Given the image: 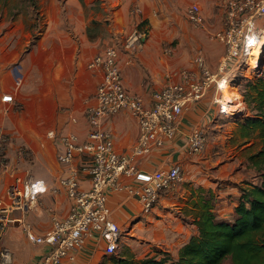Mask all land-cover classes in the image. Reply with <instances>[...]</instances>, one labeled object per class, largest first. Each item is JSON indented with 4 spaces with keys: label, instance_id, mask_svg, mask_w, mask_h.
I'll use <instances>...</instances> for the list:
<instances>
[{
    "label": "crops",
    "instance_id": "crops-1",
    "mask_svg": "<svg viewBox=\"0 0 264 264\" xmlns=\"http://www.w3.org/2000/svg\"><path fill=\"white\" fill-rule=\"evenodd\" d=\"M224 1H52L45 9L47 14L43 33L36 37L34 44L29 46L32 37L30 29L20 31L17 42L11 45L6 44L7 33L0 37V136L3 133L5 136L11 134L12 130L13 133L17 131L13 126V119L26 120V130L23 129L22 132L25 137L20 132L18 135L35 162L37 169L33 176L44 179L49 188L28 210L13 212L15 225H21L16 221L26 219L24 221L32 224L37 232L43 233L52 228L54 218L67 217L74 204V199L59 185L65 166L58 161L55 144L31 145V132L27 127H36L39 131H73L84 139L88 132L85 109L94 101L93 97L103 74L101 69L89 68L88 64L113 41L128 34L143 21L145 25L142 28L146 30V36L141 46L128 51L118 42V60L123 69L126 88L150 103L155 90L180 80L174 71L177 67L176 57H168L163 47L164 35L152 32L154 22L160 23L172 17L178 7L197 3L201 8L204 6L202 11L207 23L211 14L221 23ZM218 5L222 8H217ZM134 6H139L142 13H133ZM49 19L53 21L52 26H49ZM12 35L10 32V36ZM202 44L214 71L215 61L209 44ZM18 59L21 61L14 66ZM187 66L186 69L198 71L193 60ZM211 92L215 93L214 89L208 94ZM7 93H13L15 100L3 101L2 97ZM204 103L205 99L184 111L181 134L165 140L163 146L155 148L138 162V166L146 172L169 169L176 165L182 172L181 181L163 193L150 212H144L142 202L125 188L108 192L111 217L123 229L125 235L122 238L126 244L136 249L140 247L144 251L140 257L150 251L151 255L156 253L153 251H163L177 256L181 246L197 232V226L189 219L194 210V201H197L192 193L196 188L203 195H213L214 213L218 219L235 217L241 190L223 183L237 180L238 175L233 173L232 167L247 159H239L237 153L243 152L249 157L257 151V145H253L249 135H244L243 138L240 136L236 145H210L208 136L206 149L202 153L190 154L187 150L189 133L206 123L200 114ZM103 126L112 132L115 148L119 152L130 153L140 134L136 117L129 110L123 109L107 118ZM232 138L233 135H230L228 142ZM19 144L21 143L11 142L5 145L3 157L7 166H0L5 171L0 173V195L9 184L10 189L22 187L29 176L25 175L22 167L29 163L30 157H23L17 152L23 146ZM234 151L238 152L233 153ZM83 158L78 156L75 164L81 166ZM80 177L81 188L88 189V174L82 171ZM123 181L130 185L137 182L134 179ZM184 213L189 214L186 216L188 221L183 220ZM49 249L47 244L33 249L27 259L30 262L27 263L34 264ZM105 249L106 241L94 234L87 238L83 247L72 251L74 258H64L61 264H98L103 258L114 254L107 253Z\"/></svg>",
    "mask_w": 264,
    "mask_h": 264
},
{
    "label": "built area",
    "instance_id": "built-area-1",
    "mask_svg": "<svg viewBox=\"0 0 264 264\" xmlns=\"http://www.w3.org/2000/svg\"><path fill=\"white\" fill-rule=\"evenodd\" d=\"M132 11L142 13L138 6ZM185 15L192 25L204 27L206 20L199 4L190 5ZM263 19L264 0H225L222 22L212 34V38L225 49L218 71L212 70L205 53L198 52L195 57L198 71L182 69L176 72L180 80L155 90L150 103L126 88L118 60V42L128 51L141 46L146 30L140 25L125 37L116 39L90 61L88 67L99 68L103 74L94 101L85 109L88 124L86 137L81 139L73 131L55 129L47 133L56 146L59 163L65 166L59 185L74 199L71 211L65 218H54L52 228L43 233L37 232L32 224L22 219L16 221L23 225L32 243L50 247L34 264H61L64 258H74L72 251L83 247L87 238L94 234L106 241L107 253H115L120 247L123 229L111 217L108 192L125 188L142 202L144 212H150L160 196L181 181L182 172L178 165L146 172L138 166V162L155 148L163 146L165 140L181 134L184 111L206 97L211 89L215 91L214 100L221 115L233 120H241L248 115L249 108L239 83L246 69L253 76L263 72L264 45L259 46L264 42ZM257 49L259 53L256 57L254 51ZM2 100L12 102L15 99L13 93H7ZM123 109L136 117L140 129L138 141L130 153L119 152L115 148L112 132L103 126L107 118ZM6 136L4 133L0 136L1 167L7 166L3 157L7 143L2 144L8 139ZM208 136L205 126L191 131L187 138L188 152L202 153ZM17 152L23 157L31 156L24 145ZM80 155L84 158L81 166H77L75 161ZM82 171L90 178L88 189L81 188ZM123 179L137 182L130 185ZM10 190V202L0 197V264H31L17 263L14 253L1 244V239L9 223L13 222L11 214L16 210H28L36 204L39 196L48 192V184L42 178L29 175L22 187Z\"/></svg>",
    "mask_w": 264,
    "mask_h": 264
},
{
    "label": "rangeland",
    "instance_id": "rangeland-1",
    "mask_svg": "<svg viewBox=\"0 0 264 264\" xmlns=\"http://www.w3.org/2000/svg\"><path fill=\"white\" fill-rule=\"evenodd\" d=\"M52 1H56V3H58V1L61 0H0V37L4 36L7 33V38L5 39V41L6 44L11 45L17 42V37H18L17 35L20 31H22L23 29L24 30L30 29L32 32L31 35L32 37H31V41L29 42V46L34 44L35 41L37 40L36 37H38L43 33L44 22L47 14L45 12V9L49 7ZM188 7H178L176 14H174L172 17L164 19L160 23L154 22L155 26L152 27L153 29L152 32L153 33L158 32L159 34L164 35L165 40L163 47L166 49L165 52L167 56L176 57L175 65L177 67L174 71L179 72L182 69H186L188 67L187 64L189 61L193 60V62L195 63V57L198 52L205 53V55L208 58V54L205 51L204 46H202L203 45L202 43H206L207 45L209 44L210 47L209 49L211 50L213 61H215L214 64L215 66H213L214 71H218L220 61L225 55V49L220 42L212 38V34L220 26L221 24L219 23L220 20L216 21V17H213V14H211L209 15L210 17L209 23L205 21L204 27L194 26L187 20L185 15ZM202 8L204 9V6ZM217 8H222V6L218 5ZM52 25H53V21L49 19V26ZM10 32L13 33L12 36H10ZM126 35H123L121 37H125ZM113 43L115 42L113 41L111 44ZM213 45L214 46L219 45L220 47H214ZM117 46L119 48L118 43ZM168 49H171V51L168 52L167 51ZM20 61L21 59H18L17 62L15 61L14 66L15 64H18ZM261 63H262L261 66L263 68V72L261 75H264V55L262 57ZM251 75L252 74L250 70L246 69L244 70V75L240 78L239 89L244 94V97H245V92L247 91V82L249 80H256L259 76H261V75L259 76L257 75L251 76ZM211 93L202 99V100L205 99V103L200 111L202 118L205 119L204 121L206 122L201 125L209 129V143L210 145H236L240 141L239 137L240 136L242 138L244 137L245 132L243 130L242 123L245 122L246 117H248L253 113L251 111V107L247 103V106L249 108V113L242 120H233L227 118L219 113L218 104L214 100L215 93L212 94ZM13 123H14L13 126H15L17 131L15 130L16 132L13 133L12 130L10 132L11 134L8 133L6 136L8 139L2 142V144L17 142V143H21L19 145H25L24 142H21L23 140L18 135V133L20 132L22 134L23 129H25L24 123H26V120H21L20 118L15 120L13 119ZM27 130L31 132V139H29L31 145H35V144L45 145V146L53 145L52 139L49 138L47 135L48 131L51 129H45V131H39L36 129V127L33 128L28 126ZM223 131L225 132L223 133ZM230 135H233L232 138L233 140L228 142ZM23 136L25 137V134ZM249 136L253 141V145H257L256 148L258 151L259 148L262 147V140L259 137L255 136L254 134L253 135L250 134ZM18 140H20V142H18ZM235 152L237 153L238 151H234L233 153ZM237 154L239 159L241 158H245V159L247 158V159L244 161H240L237 165L235 164V166L232 167L233 173L238 175L236 176L237 180L227 181L223 184H229L232 187H237L238 190H241V187H245L248 184H260L261 175L253 166H251L249 157L246 156L245 153L243 152H239ZM31 158L32 157H30L29 163L22 167L24 169V173L26 176L33 175L35 173V170L37 169L35 167L36 165L34 164L35 162ZM1 172H5V171L0 169V173ZM220 184L221 183H219V185ZM10 192L11 190L9 184L6 186L4 193L0 195L1 198L10 202L11 199V197L9 196ZM192 193L193 196L196 197L195 200L197 201H199L201 196H205L209 198L208 197L209 195L201 194L198 188H196L195 192L193 191ZM193 207H195V205H193ZM20 214H22V212H20ZM184 214L185 217H183V220L188 221L187 217L189 214L187 215L186 213ZM13 216L14 215L12 213L11 218H13ZM194 217L195 214L194 215L192 214L189 217V219H194ZM228 220L233 222L234 217ZM123 235L125 234L123 233ZM1 244L9 247L14 253L15 259L23 263L24 261L30 262V260L27 259L30 258L32 250L37 248L38 246H41L40 244L32 243V241L28 239L22 224L17 226L13 222H10L9 226L3 232ZM153 252H157V251H153ZM143 253L144 251H141L140 247H138L137 249L133 248L127 245L126 242L124 241V238H122L120 247L118 248L116 253H114L110 257L103 258L98 264H118L119 259L128 258V257H133L134 259L137 260V259L145 258L148 255H151L152 252L150 251V253L144 255L143 257H140ZM222 264H232L231 258L230 257L226 258Z\"/></svg>",
    "mask_w": 264,
    "mask_h": 264
},
{
    "label": "trees",
    "instance_id": "trees-1",
    "mask_svg": "<svg viewBox=\"0 0 264 264\" xmlns=\"http://www.w3.org/2000/svg\"><path fill=\"white\" fill-rule=\"evenodd\" d=\"M145 25L141 22L140 27ZM245 100L253 112L242 123L244 135L254 134L262 147L249 156L251 166L261 175L260 184L241 187L234 221L218 219L214 198L201 196L195 201L192 223L196 234L181 246L177 256L158 251L145 258H121L118 264H222L228 257L232 264H264V75L247 82Z\"/></svg>",
    "mask_w": 264,
    "mask_h": 264
},
{
    "label": "bare ground",
    "instance_id": "bare-ground-1",
    "mask_svg": "<svg viewBox=\"0 0 264 264\" xmlns=\"http://www.w3.org/2000/svg\"><path fill=\"white\" fill-rule=\"evenodd\" d=\"M261 43H262V44L259 45L260 47H261V45H264V42H261ZM258 53H259V49H257V50L254 51V54H256V57H257ZM260 56H261V55H260ZM260 56H258L259 59L261 58ZM229 90H230V87L227 88V91H229Z\"/></svg>",
    "mask_w": 264,
    "mask_h": 264
}]
</instances>
